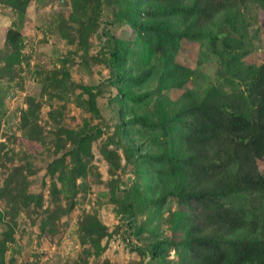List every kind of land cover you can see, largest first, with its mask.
Instances as JSON below:
<instances>
[{"label": "trees", "instance_id": "obj_1", "mask_svg": "<svg viewBox=\"0 0 264 264\" xmlns=\"http://www.w3.org/2000/svg\"><path fill=\"white\" fill-rule=\"evenodd\" d=\"M0 1L13 14L0 50L3 76L24 59L22 29L33 0ZM247 4L264 12V0H70L69 21L76 28L61 35L69 44L77 43L82 62L94 60L88 55V38L97 31L99 19L126 24L143 45L144 66L134 73L126 68L128 42L105 33L110 81L82 87L95 117H101L98 99L106 87L116 91L112 100L118 108L111 117L107 144L121 150V157L112 150L117 159L110 161V179L104 183L114 212L133 223L137 214L152 211L159 218L166 206L176 204L171 219L177 235H155L135 248L141 260L134 264H143L145 258L147 263L168 264L170 251L177 264H264V216L259 211L264 208V59L246 62L255 52L244 14ZM183 40L201 43L218 58L217 81L201 92L184 88L194 75L192 69L174 62L159 69L152 63L160 54H176ZM67 77L57 82L60 87ZM153 80L154 86L143 90ZM171 89H183L174 101L166 93ZM41 107V102L27 97L20 112V131L28 141H45L39 125ZM55 128L54 150L68 149L70 156L60 187L49 175L48 205L39 223L42 234L75 208L78 180L86 176L92 144L103 134L102 126L88 123L77 130L59 124ZM116 171L132 173L128 187L121 188ZM35 174L28 161L13 166L3 180L0 200L6 209L0 220L8 219L1 253L14 240L19 216L44 205L42 192H29V178ZM142 175L150 180V195L142 191ZM78 227L81 244H89L99 255L107 227L92 214H86ZM2 258L0 254V264Z\"/></svg>", "mask_w": 264, "mask_h": 264}, {"label": "rangeland", "instance_id": "obj_2", "mask_svg": "<svg viewBox=\"0 0 264 264\" xmlns=\"http://www.w3.org/2000/svg\"><path fill=\"white\" fill-rule=\"evenodd\" d=\"M244 14L255 47V52L246 58V62L258 64L264 59V12L256 4H247ZM70 16V0H33L27 8L22 29L24 59L10 75H0V187L13 166L30 161L36 174L29 178V192H42L44 196L42 209L36 212L29 209L19 216L13 242L7 244L3 253L0 251L3 264H134L141 260L135 248L145 246L154 240L155 235L161 238L177 235L175 222L171 219V213L176 210L175 203L162 210V217L158 218L157 214L149 211L137 214L132 219L133 223L130 217L114 212L104 183L110 179V161L117 159L112 150H116L121 157V150L107 144V138L112 133L111 117L118 108L112 100L116 91L114 87H106L104 95L98 99L101 117H95L87 108V95L82 88L110 81V63L104 53L105 33L128 42L131 54L126 68L134 73L144 66L143 45L126 24L99 19L97 31L88 38V55L94 60L84 63L77 43L69 44L61 35L62 31L76 28L69 21ZM12 20L13 14L0 1V50ZM62 20L66 21L62 23ZM172 62L194 71L184 88L201 92L208 84L217 81L218 58L201 43L183 40L176 54H160L152 59L159 69ZM64 74L68 75V80L60 87L57 82ZM154 84L153 80L143 90ZM182 91L171 89L166 93L174 101ZM27 97L41 102L39 125L44 132V143L28 141L20 131L19 115L26 108ZM85 123L102 126L103 134L92 144L93 158L86 176L78 180L77 204L70 214L56 221L48 233L42 234L39 223L42 210L48 205L49 175L60 187L70 156L68 149L54 150L53 131L58 124L77 130ZM106 124L109 129H106ZM120 179L121 188H126L131 184L133 175L127 171L120 174ZM140 183L142 191L150 195V180L142 175ZM64 203L61 200L62 206ZM5 209L4 202L0 200V213ZM259 211L264 216V208ZM86 214L96 215L107 227L108 235L101 241L104 249L99 255L95 254L93 247L83 245L79 240L78 226ZM7 219L3 217L0 220V240L7 229ZM167 259L168 264H177L173 251L169 252ZM143 264L151 263H147L145 258Z\"/></svg>", "mask_w": 264, "mask_h": 264}]
</instances>
